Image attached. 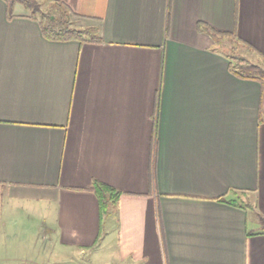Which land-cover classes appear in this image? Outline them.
<instances>
[{
    "label": "crops",
    "instance_id": "obj_1",
    "mask_svg": "<svg viewBox=\"0 0 264 264\" xmlns=\"http://www.w3.org/2000/svg\"><path fill=\"white\" fill-rule=\"evenodd\" d=\"M48 1L99 40L0 0V264H264V82L203 30L264 66V0Z\"/></svg>",
    "mask_w": 264,
    "mask_h": 264
},
{
    "label": "trees",
    "instance_id": "obj_2",
    "mask_svg": "<svg viewBox=\"0 0 264 264\" xmlns=\"http://www.w3.org/2000/svg\"><path fill=\"white\" fill-rule=\"evenodd\" d=\"M8 8L9 15L12 17L14 15L13 8L16 3H20L24 5L27 9L31 10V14L34 17H37V14L41 13V7L37 0H5ZM55 12H59V17L56 15H44L42 13L43 18L41 21L43 32L45 36L52 40L58 41H66V40H78V41H92L96 42L99 40L97 35L96 28L86 27V28H77L73 25V21L71 20L70 11L56 3ZM55 17V18H54ZM205 31L209 33L219 43V45L225 46L221 41L224 37L229 36L227 33L213 30L209 27H204ZM226 47V46H225ZM231 49V48H230ZM233 50V47L232 49ZM230 57V69L231 71L238 77L241 78H251L255 80H259L260 82H264V66L254 62H243L239 60L237 56L233 54H229ZM92 190L97 195L101 212L103 214L110 211L111 206L118 203L120 193L116 191L109 185L95 181L92 186ZM222 201H227L230 203H236L232 200H228L226 198H220ZM262 222L264 224V218L262 217Z\"/></svg>",
    "mask_w": 264,
    "mask_h": 264
},
{
    "label": "rangeland",
    "instance_id": "obj_3",
    "mask_svg": "<svg viewBox=\"0 0 264 264\" xmlns=\"http://www.w3.org/2000/svg\"><path fill=\"white\" fill-rule=\"evenodd\" d=\"M37 1H38V3L40 4V7H41V13L37 14V17L43 18L42 13L44 15H51V16L54 14V15H56V17H59L60 13L59 12H55L56 8L53 5H51L48 0H37ZM224 44H225L226 47L223 48V46H222L221 48L225 49V51H227V52H230L234 56H240L241 52H243V51L248 52L247 48L241 47L239 45H234L233 46V43H230L227 40H225ZM232 47H233V50H231ZM61 255L62 256H60V258L58 260V263H54V264H80V262H82V260H80V259L78 261H76V262H70L71 258H69V257L64 258L63 257L64 254H61ZM49 264H52V263H49Z\"/></svg>",
    "mask_w": 264,
    "mask_h": 264
}]
</instances>
